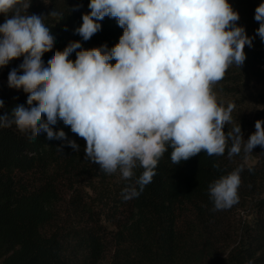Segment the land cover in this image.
Here are the masks:
<instances>
[{
  "label": "clouds",
  "instance_id": "1",
  "mask_svg": "<svg viewBox=\"0 0 264 264\" xmlns=\"http://www.w3.org/2000/svg\"><path fill=\"white\" fill-rule=\"evenodd\" d=\"M30 3L0 0V15L6 17L0 23V68L23 57L19 71L9 72L8 85L28 94L27 107L0 114V128L15 125L30 133V140L41 132L63 139L65 133L51 127L63 121L86 142V157L107 174L119 170L130 180L137 166L143 169L135 180L139 191L136 186L123 190L126 200L152 182L169 148L177 165L201 152L222 156L227 149L231 158L264 147V120L255 122L247 141L240 124L225 132L235 104L225 107L213 90L230 66L244 64L245 46L254 39L237 25L239 13L229 0H90V12L75 32L88 41L101 30L99 21L114 18L123 29L118 43L110 50L106 45L83 49L73 41L53 52L46 65L42 57L52 51L55 38L44 19L62 13L29 15ZM254 19L256 35L264 41V2ZM68 143L78 150L75 141ZM242 170L209 185L214 210L238 202Z\"/></svg>",
  "mask_w": 264,
  "mask_h": 264
},
{
  "label": "trees",
  "instance_id": "2",
  "mask_svg": "<svg viewBox=\"0 0 264 264\" xmlns=\"http://www.w3.org/2000/svg\"><path fill=\"white\" fill-rule=\"evenodd\" d=\"M89 2L31 0L29 15L47 16L54 9L62 13L44 19L55 38L52 51L42 57L45 65L53 52L73 41L83 49L106 45L110 50L118 43L123 29L114 18L99 21L101 30L88 41L75 32L82 15L90 12ZM261 2L229 0L242 20L239 26L254 39L251 47L245 46L244 64L230 66L217 83L223 94L264 85V41L256 35L259 23L254 19ZM5 19L0 15V23ZM75 58L73 52L69 59ZM22 62L20 57L0 68V114L27 107L28 94L8 85L9 72L19 71ZM51 127L65 138L48 139L41 132L30 140L31 134L15 125L0 128V264H264V147L231 158L227 149L222 156L201 152L177 165L169 148L152 182L126 200L123 190L136 186L142 168L137 166L130 180L119 170L107 174L98 164L85 162L83 139L70 126L58 120ZM224 130L231 129L227 125ZM238 167L243 169L238 202L214 210L209 185ZM94 174L96 180L87 186L67 185L73 177ZM247 210L249 218L240 219L239 213Z\"/></svg>",
  "mask_w": 264,
  "mask_h": 264
},
{
  "label": "rangeland",
  "instance_id": "3",
  "mask_svg": "<svg viewBox=\"0 0 264 264\" xmlns=\"http://www.w3.org/2000/svg\"><path fill=\"white\" fill-rule=\"evenodd\" d=\"M242 20L237 21V25L239 26L240 22ZM219 85V84H218ZM217 84L215 87L217 90L214 92L217 96V100L219 103L227 106L228 103L235 104V109L232 113L233 123L229 124L228 127L231 129L235 125L240 124L243 139L247 141L249 136L254 132L255 130V122L257 120H264V85H255L251 87H246L245 89L238 91L237 93L234 91V93L230 94H223L220 90L221 87ZM240 90V89H239ZM84 143V151L82 156L84 157L85 162H88V158L85 154V147L86 142L83 140ZM91 162V161H90ZM247 163L251 164L252 161L248 158ZM78 178H71V182L67 184L68 186L71 184L79 185L81 182L82 186H87L90 183V179L96 180V174L91 176H77ZM249 210L242 211L239 213L240 219H248L249 218Z\"/></svg>",
  "mask_w": 264,
  "mask_h": 264
}]
</instances>
